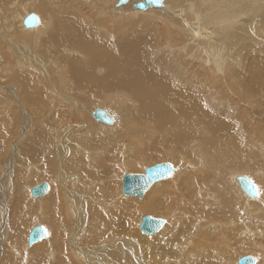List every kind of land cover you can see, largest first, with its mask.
I'll return each mask as SVG.
<instances>
[{
    "label": "rangeland",
    "instance_id": "rangeland-1",
    "mask_svg": "<svg viewBox=\"0 0 264 264\" xmlns=\"http://www.w3.org/2000/svg\"><path fill=\"white\" fill-rule=\"evenodd\" d=\"M208 1L209 2H207L206 4L204 0H201L202 6L206 5L204 9L201 6L196 7L197 5L201 4H197V0H185L186 3L182 5L183 8L185 7L184 13L182 12L183 17L184 19H187V15L185 16V13H187L186 10L189 8L191 12L190 14H188V20L191 21V29L197 28L199 26L198 24L201 23V26L203 25L202 27L207 25L209 26V30L212 32V35L218 37V40L217 38L213 39L211 43L212 45L207 44L208 46L200 48L199 45L196 44V40L198 39L191 36V53L189 51L186 55V51L184 47H182L185 41H181V38H184V36L188 37L189 35L184 31V25L170 26L169 22L165 21L166 19L161 17V15L157 13L158 11L156 12V10H154L156 12L154 14L153 12H147V14L138 13L133 15L126 12L121 13L122 15H106L104 19H99L100 17H98L99 14H97V12L93 11L90 7H88L86 4L84 5L82 2H80L79 4L78 0H1V4H3V2L5 3L7 9L15 17L16 21L20 19V15L26 12V9H30L31 12L39 13L43 17V19L50 25V28L44 34V36H48L47 38H49V35L51 36V34L53 33L50 31L56 28L55 18L61 16V14H68V11H66L65 9H67L69 6L76 7L74 8V10H77L75 11L77 15L76 13L72 15L75 17L81 15L80 18L84 25L87 26V28H93L96 38L95 40H93L94 44L92 43L94 47L92 53L93 55L95 53V57L98 56L99 58H101V62L96 58L92 60L93 64H91L92 66L89 65L90 70L88 72H95V74L104 76L105 67L103 68V65L101 63L106 62L107 59L109 63H115V65H124L126 64V61H128V63L130 62L129 65L131 66V68H137L142 72V78L145 79L147 83L155 84L158 80H162L172 83L173 87L175 85L180 86L179 89L181 91L183 89L191 90V139L189 140V143H186L182 140V142L180 140H175V142L173 141L171 144H168L167 137L164 138V136H159V132H157L150 123L144 120L140 121L137 118L138 111L136 107L138 108V105H135L133 103V96L123 99V92H115L113 90L106 89L104 90V94H106V97L111 96V94L113 93L116 94L114 95L116 96V98L108 104V100L105 98V96H98L99 91L95 93L88 92L87 88H89V86L85 82H83V86L78 90L76 88V80L78 79L74 80L75 76L72 73V69L74 68L71 69V67L73 66H71V62L69 61V59H66L65 61H63V63L59 58L62 54L54 52L52 48L53 40H50L52 41V44L49 43L47 44V46L45 45L46 43L39 41L38 39H32L34 41H29L24 38L16 39V37L13 36L14 42L11 40L15 45L17 44L19 46L21 45V47H25L22 49H26V52L29 53V55L33 54L36 56L38 54V57L36 58L37 60L43 62L45 61V63L47 62L46 64L48 66L50 65V63L52 66L54 65L52 69L50 68V66L47 69L48 71L46 72L47 75L45 76V80L40 81V79H35L34 76H36V78H40L38 70L37 72L35 71L36 73L31 71L29 74L30 79L32 76L33 84L35 83L34 80H38L45 88L47 87L46 90H48L49 93H47V96H55L53 95V91L50 90V86L54 85L53 83H56L58 85L60 81H64V85L66 86L69 85V89L72 92L74 91L73 93H78L77 95L73 93H70L68 95H71L72 98L78 100L77 102L80 101L78 103V105H80L79 115L78 113H76V108L74 109L70 104L66 106V104L68 103H66L63 108H71V111L73 112L72 114H77L81 122H77L76 127L75 121L77 119V116H74V118L71 119L69 123H65V125H74V129L79 131L87 130L81 128V126H78V124H84V122L85 124H88V111L90 109H93L95 105L97 106V104H108L109 107L113 110H119V116H124L123 118L120 117L119 120L120 125H122L123 127L121 126L120 128H118L120 130L117 129V133L113 134L114 139L110 141L116 142L120 140L119 147H117L116 149L109 148L107 150H104L100 145H97L95 149L89 147L88 150L81 147V152L85 153L84 155L87 160L88 168L91 169L92 172L96 171L95 174L97 175L95 176L97 177L94 176V180H92L93 177L86 176L82 178L79 172L71 170L68 171V174L78 175L81 179H83V181H85L86 187L89 184L94 186L96 192L100 194H94V192L90 189H88V191L94 196V198H96L94 200V204L96 206H100V199L109 203L105 214L107 220H111V218L107 216V214H111L110 212L115 215L120 213L116 211L118 208L119 210H121V207H125L127 204H133L134 206H136L134 216L130 218L131 220L129 222V225L132 228V234H128L129 232H126V234H117L120 232V229L114 222L115 234L105 235L100 240H104L107 238L132 239L134 243H137V251L139 253L142 249L143 252H141L140 256H143L141 259H143L147 264H153L154 256L155 259L159 258L160 264H200L199 262L202 261L203 262L201 264H221V261L223 260L225 261V263L222 262V264H234V261H237L239 257L241 258L246 255L255 256L257 258V263L264 261V226H262L264 225V223L262 222L264 220V206L260 208V214H263V216L261 215L260 218L257 216H249V214L247 215L244 205H246V198L249 199L250 196L243 191L237 178L236 184L238 183L239 185H237L239 191L237 190V188L232 186V182L230 180L233 175V170L240 171L239 173H237L238 176L246 175V177H249L256 185L258 184L257 187L261 189V195L259 194V196H262L264 198V183L262 184V182L264 181V89L262 88L264 85V76L262 77V87L257 83V85H254V83L252 84V81H249L248 79L249 77H251V71L248 72L247 68H245L246 64L248 65L249 60L255 59L252 58V54H256L258 57H264V26L261 23L264 17V0H246L254 1V3L256 2L255 4L253 3L254 9L247 10V15H244L242 17L241 15L239 16L240 24L245 27V35L249 36L250 33V38L254 39L255 41H252L250 45L247 41L249 37L246 39V37L241 33L242 30L240 31V33L238 32V30H240V28L242 27H237L238 30H236L235 32L230 29L231 32H228L229 34H227V32L220 27L224 23L222 19L216 21L214 18L208 17V14L211 13L213 9L211 6V1ZM215 1L213 2V4L215 3ZM230 1L231 0H223V7H231L227 16H229L231 22H233L232 18L241 13V7L243 8V4L239 0H233L235 1V4L237 3L236 5H234L233 1ZM66 4L67 8H61L62 5L66 6ZM217 4L221 5V0L220 3L217 1ZM240 4H242L241 7ZM256 4L258 5L256 6ZM106 5L109 6L110 3L108 2V4ZM192 6H194V8H192ZM207 6L211 7L209 8ZM196 8L197 10H195ZM207 8H209L211 11L208 9L210 12L208 10L207 12ZM248 11L251 12L249 13ZM255 11L256 13L252 14V12ZM55 12H58L59 14L54 15ZM84 12H88V14H85ZM206 14L207 16L205 17ZM196 17H199L200 20H198ZM13 18L8 17L9 20L15 21L13 20ZM203 18H207V23H205V21L202 22L203 20H205ZM210 19L211 22H209ZM100 20L102 21L100 22ZM192 20H194V23L197 22L198 24H194ZM178 21H183V18L181 17V19H178ZM212 24L215 26L216 30H211L212 28H214ZM234 25L238 26V24ZM207 26L205 27V29H208ZM260 26L262 27V29ZM172 27L175 28L173 29ZM169 28L172 31H170ZM173 30H175L176 32H174ZM173 32L175 34H178V36L176 37L179 39H176V37L173 39ZM201 32L200 35L203 34L202 36H206L203 31ZM29 33L31 34V32ZM227 35L229 37H227ZM1 38L2 37H0V40H2V43L4 44V39ZM227 38H229L228 44H231V38L233 41L232 44H235V46L230 45L228 49L234 50L236 47L237 48L235 49L234 54H230L231 56L224 57L223 61L226 59L223 65V68H225L224 74H222L221 76L220 73H218L217 75H213L210 73V70H216L214 65L216 63L219 64L220 61H222L223 56L220 58V54L223 53V47H227L225 42ZM6 43L7 42L5 41V45H3L4 49L2 48V50L7 54L4 56L5 58L10 57L8 51L9 49L7 47L8 43ZM244 43L247 45H245ZM166 45L169 46L167 47ZM171 45L178 46V48L176 47L172 51L170 50ZM48 46L51 48H49V51L47 52L46 48H48ZM242 52H244V54ZM175 54H179L182 57L180 59V62L183 64H180L181 68L179 69L177 60H174ZM121 55H126L127 57H124L123 61H121L119 60L121 58ZM210 55H213L214 57H211ZM115 57L118 60H116ZM245 57L250 59L247 60ZM85 59H89V55H87ZM66 62L67 64H65ZM58 63L60 64V66ZM1 64L2 63H0V66ZM230 64L237 65L238 69L245 68L246 70L244 69V74L238 73L236 70H234V68H227L230 66ZM185 65H189V69H191V71L186 68ZM3 68L5 69V65L4 67L1 66V69ZM82 69H88V67H84ZM97 69H99L98 72ZM172 69H174V72L171 71ZM184 69L189 71V75L185 74L186 79H182L184 74L182 71ZM4 72H6L7 76H4L5 73L0 72V89H5L2 90L3 92L0 91V96H7V94H9L10 92L6 90L11 87V93L8 96H13V99H11L12 102H14L9 108H2V111H0V138L3 140V149L1 148L0 152V206L3 207V211L0 210V234L5 235V233L7 232V238L4 239V242L6 240V242L4 243L5 245L0 244V254L3 253L1 254L2 256L0 255V258H2L0 259V264H2L3 262H9L10 259L11 261L17 260V264H38V262L40 261L39 257H41L42 260L40 261L41 264H53L56 260V264H83L80 263L79 260L75 259L72 253L60 255L57 251L55 252L57 255H55L54 257L56 260L52 259L51 257H49V260L48 258L44 259V255L42 254L43 243H37V245L33 244L31 246H27V236L29 234V231H31V229L36 225H42L45 226L48 231H50V240L52 241V243L55 242L53 234L54 231L61 228L65 234V246L71 248L72 234L74 233L77 226H79L78 224L81 223H78L79 219L77 216H73V213L69 214V207L68 205H66V203H63V205L62 203H60V205H58L59 212L54 213L53 218L49 216L46 208L37 207L40 202L43 204L42 200H49L51 198L52 192L56 191V187H53L50 182L51 180L55 182L54 164L46 156H43L41 158L42 155L40 153V150L35 151V149H33V151L36 153V161L41 164L42 168H44L45 173H48L44 174L45 176H42L38 172L35 173V169H32L31 171L28 170V164H31V161L33 159L30 160L26 152L22 150H19L18 156H16L19 157V159H17L18 161L16 160L15 164L12 165L7 161V157H9L10 155V153L8 152L9 146L13 141H17L19 138H21L20 135L23 134L21 133L22 131L24 132L25 130L26 134H28L22 137L24 138L21 142L22 147L30 150L28 146L31 145V140L34 138L39 140L38 134H36V137H33L35 131H37L35 130L36 126L38 127L39 123L36 124V117H34V119L31 111L28 110V105L25 102L26 100L24 98V95L18 92L17 87H15V90H13L15 83H10V81H7V77L9 76L8 71ZM24 74L27 73L25 72ZM84 74L85 76L83 77H86L87 74ZM78 75L81 77V74L78 73ZM63 76L64 79H62ZM49 78H51V80ZM4 81L9 83H5ZM244 81H246L247 83ZM249 82L252 86L249 85ZM60 83L58 85L59 92H65V88L61 86ZM14 94L18 95L19 100L23 105H18L17 103H15L16 100L14 99ZM86 96L88 98L90 97L89 99L91 100V102L90 104L84 105V107L83 104L86 101ZM97 98L99 99L96 100ZM19 106H22L21 108H27L28 111H21V108ZM29 108L33 109L30 106ZM20 112H28V114L30 115L31 119L29 120V122H27V126H23L24 124H26V121L20 117ZM81 116L83 117V120L81 119ZM140 117L141 116H139V118ZM92 119L94 120L95 118ZM95 122L101 123L97 120H95ZM146 123L149 125H147ZM183 123L184 119L182 117H179L177 121V127L182 128ZM100 126L101 127L99 128L98 126L96 127L98 130H101V132L105 131V129L108 127H103L102 125ZM33 127H35V131L33 130ZM50 127L54 129H66L67 125L63 127L54 122L53 126ZM146 127L147 129H145ZM90 128L93 130L94 127ZM19 131L21 132L19 133ZM67 131L69 135L71 131L69 129H67ZM110 131L113 132L112 130L108 129V132ZM114 131H116V129ZM108 132H105L104 134L101 133L99 134V136L97 134L99 139L97 141L99 142V144L101 142L102 144L104 142L108 143V140L110 139ZM130 133L133 135H131ZM53 134L54 136L59 135V137H61L60 135H62V133L60 132H53ZM54 141L55 140H50L52 144L54 143ZM160 142L162 143L160 144ZM209 142H217L220 147L211 148L207 144ZM89 143L90 141L86 140V142L83 143V146L88 147ZM22 152L25 154L23 155ZM103 159L105 161H103ZM163 161L174 163L177 167H179V172L173 173L171 175V178L161 180L155 184H152L142 198L128 196L122 193V179L125 173H143L146 167ZM43 164L45 166H43ZM248 164L252 169L259 168L258 172L254 173L251 170H247L248 172L245 173L243 169L244 166ZM181 169H183V171L185 170L184 173ZM18 170H22V173H19ZM260 171L263 173H261ZM9 174L10 176H8ZM174 175H176L177 178H175L176 176ZM189 176L191 177V182L197 184V189L195 190H199L202 193V191L198 189V186H205L207 188V191L205 192L206 202L202 200L199 203L195 202L197 199H194L196 191L193 190L192 183L190 188H188L189 185L188 187H186ZM67 180L70 182V179ZM91 180L93 183H90ZM41 182H47L49 184V187L51 186V188L45 196L33 198L31 195V191L29 193L28 189ZM103 182L106 183L105 186L103 185ZM1 183L5 184L7 195H11L8 196L9 199L6 197V194L5 196L3 195L4 189L3 184ZM68 186L69 185H67V188H70ZM234 190L237 191L234 192ZM107 193H111L112 196L110 197L112 198H107L105 196ZM202 194H199L200 198L203 197ZM243 194L245 196H243ZM232 195L238 197L239 199H233ZM1 196L5 197V201L2 200ZM259 196L252 198L257 199ZM16 198H18V201ZM115 198H117V200L119 199V201L117 202ZM155 198L157 199V202L154 203L155 207L152 205V208L151 204H153V202L151 201H153ZM162 198L166 201L161 200ZM15 199L17 203L15 202ZM159 200L161 201L160 204H158ZM209 200L210 202H207ZM211 200H213L214 202L220 201L221 204L218 206ZM18 202L21 205V207L19 208L20 212L19 215L14 216V208L18 212V207H16V205H18ZM261 203L262 202H260L259 204ZM42 204L41 206L43 207ZM156 204H158V206H156ZM241 204L243 206L240 207ZM203 205H205L206 209H204ZM193 207L195 210L193 209ZM253 207H256L255 203H253ZM101 209L103 210V208ZM150 209H154V212L150 211ZM78 211L79 209L77 210V214ZM146 215L165 219V224L163 225L165 228L162 233L161 229L160 231H158L160 234L158 232L155 234H146L142 230H139V222H141L142 217ZM44 217L49 218L48 222L44 219ZM118 217L119 216L116 215L114 219ZM62 221L65 227L61 224ZM83 224L84 223H82V226ZM106 228L107 227L100 226L99 223V230H106ZM171 228H173V231L171 230L172 232L169 230ZM87 230L89 236L94 233V231L90 228H87ZM136 230L140 232V235H135ZM250 235H252V237H250ZM8 237H10V239H8ZM16 241L18 246H12V243H15ZM8 242L11 245L10 247L8 245ZM165 243L167 244V247H165L166 251L170 252H165V259H161L159 254L160 252L157 251V249H161L165 245ZM77 245L79 246V244ZM12 247H16L18 251L16 252L17 255L13 252L14 250L12 249ZM69 248L67 251H69ZM70 251H72V249H70ZM103 251L105 253V250ZM5 254H10L14 257L9 258V256H6L5 261L3 259ZM59 256L64 258L69 257L71 260L67 258L68 260L65 259L66 261H62L61 263V261L58 259ZM106 256L109 255L107 254ZM122 260L123 259H119L117 261L121 264ZM212 260L214 261V263H211L213 262ZM132 261L134 262L133 264H139L136 259H134V256H132ZM96 263L98 262L96 261ZM235 264L237 263L235 262Z\"/></svg>",
    "mask_w": 264,
    "mask_h": 264
},
{
    "label": "bare ground",
    "instance_id": "bare-ground-1",
    "mask_svg": "<svg viewBox=\"0 0 264 264\" xmlns=\"http://www.w3.org/2000/svg\"><path fill=\"white\" fill-rule=\"evenodd\" d=\"M75 1H77V0H75ZM117 1L118 0H78L79 4H80V2H82L84 5L86 4L93 11L97 12V14H99L98 17H100L99 19H104L106 15H108V16H110V15L111 16L122 15L121 13H126V12L134 15V14H138V13L139 14H143V13L147 14V12H150V13L153 12V14H154V13H156L158 11L157 13H159L161 15V17L166 19L165 21H168L170 26L171 25L172 26L184 25V27H185L184 31L186 33H188V35H189V36L187 35L188 37L184 36V38H181L182 39L181 41H185V43L182 45V47H184V49L186 51V55H187V52H189V51L191 53V36L194 37V38L196 37L198 39V40H196V44H198L200 48L208 46L207 44L210 45L212 43L213 39L217 38V40H218V37H215L214 35H212V32L209 30V26H207V25L206 26L208 27V29L207 28L205 29L206 26L202 27L203 26V25L201 26L202 23L198 24L197 22H195L199 26L197 28H192L191 29V21L188 20V14H190V12H191L189 8L186 10L187 13H185V16L187 15V19H184V17H183V13H184V8L185 7L183 8L182 5L184 3H186L185 0H163V7H149L148 9H145V10H139L136 7H133L134 3L138 2V1H141V0H128L125 4H122L120 6L116 5ZM193 1H196V0H193ZM210 1H211V6L213 8V9L211 8L212 11L209 9L211 6L210 7L207 6L209 8L206 9V11L208 9L211 11V13L208 14L209 18H214L216 21L222 19L224 21V23L220 27L222 29H224L227 32V34H229L231 32L230 29L233 32H235L236 30H238L237 27H242V28H240V30H238V32L240 33V31L242 30L241 31L242 35L245 36L246 39L249 37L247 39V41L249 42V45L252 43V41L255 42L254 39L250 38V33H249V36L245 35V27L242 24H240V22H239V16L240 15H241V17L244 16V15H247V12H246L247 10H251V9L253 10L254 9L253 5L256 3V2L254 3L255 0L254 1L239 0L243 4V8L241 7L242 4H240V7H241L242 11H241L240 14H238V15H236V16H234L232 18L233 22H231L230 17L227 16V14L229 13V10H230L231 7H223V0H221V3H222L221 5L217 4V1L220 3V0H217V1L210 0ZM214 1H215V3L213 4ZM231 1H233V0H231ZM108 2L110 3L109 6L106 5V4H108ZM204 2L207 4V2H209V1L208 0L207 1L204 0ZM233 2H234V5L237 4V3L235 4V1H233ZM70 3H69V5H70ZM196 3L197 4L201 3V0H197ZM205 3H204V5H205ZM83 4H82V6H83ZM213 5H215V6H213ZM257 5L258 4H256V6ZM62 6H61V8H63V9L65 7L67 8V4H66V6H63V7ZM198 6H201V7L204 8L206 5L202 6V3H201V4L197 5L196 7H198ZM227 6H229V5H227ZM74 8H76V7L69 6L67 9H65L66 11H68V14H66V15L65 14H61V16H58V17L55 18V27L56 28L52 29V31H50V32H53V33L52 34L50 33L51 36L49 35V38H47L48 36H44V34L50 28V25L43 19V17L39 13L34 12V13H36L39 16V20H40L39 25L34 27V28H26L24 23H23V21H24V19H25L27 14L32 13L30 11V9H26V12L24 14L20 15V17L18 16L20 18V19H18V21H20V22H18V21H16L15 17L9 12V10L7 9L5 3L3 2V4H1V0H0V37H2L4 39V44L2 43V40H0V63H2L1 66H3V67L5 65V69H6V70L4 68L1 69V66H0V69H1L0 72L1 73H5L4 76H7L6 72H4V71H8V73H9L8 75L9 76L7 77V79H8L7 81H10V83H12V82L15 83L13 90H15V87H17L18 92L20 94L24 95V98L26 100L25 102L28 105V110L31 111V114L33 115V118L36 117V119H37L36 120L37 121L36 124L39 123L38 127L35 125L36 126L35 130H37V131H35L34 130L35 127H33V130L35 131V134L33 135V137H36V134H38L39 140H37L36 138L32 139L33 138L32 137L31 138L32 139L31 140V145L28 146L30 150H28L27 148L22 147V144H21V142L24 139L22 137L25 136V135H28V134H26L25 130H24V132L23 131L22 132L19 131V133L21 132L23 134L20 135L21 138H19L17 141L16 140L13 141L11 143V145L9 146V151L8 152L10 153V155H9V157H7V161L9 163H11L12 165L15 164L16 160L19 159V157H16V156H18L19 150H22V151L26 152V154L29 156L30 160L33 159L31 161V164H28V166H29L28 170L31 171L32 169H35V173L38 172L42 176H45L44 174H48V173H45L44 168H42L41 164H39L36 161L37 160L36 153L33 151V149H35V151L36 150H40V153L42 155L41 158L43 156H46L54 164V178H55V182L52 181V180L50 182H51L53 187H56V191L52 192L51 198L49 200H47V199L42 200L43 204L40 202L39 205H37V207L46 208L48 213H49V216L51 218H53V214L59 212V210H58L59 206L58 205H60V203H62V205H63V203L64 204L66 203V205H68V207H69L68 208L69 214L73 213V216H77L78 217V219H79L78 223H81V224H78L79 226H77V228L75 229L74 233L72 234V237H71L72 246H71V248H69L68 246H65L66 245L65 244V240H64V238H65L64 235L65 234H64V232L62 231L61 228L59 230L56 229L54 231L53 234H54L55 242L52 243V241L50 240V231H48V229L45 226H43L46 229V231L48 233V236L46 238L40 240L39 242L34 243V244L37 245V243H40V244L43 243L42 244L43 245L42 254L44 255V259L48 258V260H49V257H51L52 259H55L54 257H55V255H57L55 252L57 251L60 255L72 253L74 258L79 260V262L83 263V264H120L117 261L119 259H123L121 261V264H133L134 262L132 261V256H134V259H136V261L139 264H147L143 259H141L143 257V256L142 257L140 256L141 252H143L142 249L140 250L141 252L139 253L137 251V247H138L137 243L136 242L134 243L132 239H129V238H119V239L107 238V239H104V240H100L105 235L115 234L114 222H115L116 226L120 229V232L117 233V234H120V233L126 234V232H129L128 234H132V232H131L132 228L130 227L129 222L131 220L130 218L134 216V212L136 211V206H134L133 204H127L125 207H121V210H119V208H118L116 211L120 212V213L116 214V215L119 216V217L114 219V217H116V215L113 214L112 212H110L111 214H107V216L109 218H111V220H107V217L105 216V214H106V210L108 208L109 203L105 202L104 200L100 199V197H99L100 206H98V205L96 206L94 204V200L96 198H94V196L92 194H90L89 191H88V189H90L91 191L94 192V194L98 193V192H96V189L94 188V186L90 185L88 183L89 185H87V187H86L85 181H83V179H81L78 175H75V174L69 175L68 171L71 170V171L79 172L82 178L87 176V177H93L92 180H94L95 179L94 176L97 175V174H95L96 171L92 172V170L88 168L87 160H86L85 155H84L85 153L81 152V147H83L84 149L88 150L89 147L95 149L97 145H100L104 150H107L109 148L110 149H116L120 145V140H118L116 142H110V141H112L114 139L113 138V134L117 133V129L122 126L119 123V120H120V117H121L118 114L119 110L118 111H116V109L113 110L108 105L109 102H112L116 98V96H114L116 94L113 93V94H111V96H107L106 97L105 96L106 94H104V90H106V89L107 90H113L115 92L116 91L117 92L121 91V92L124 93L123 94V96H124L123 99H125L126 97L130 98V96L131 97L133 96L134 100L136 102L135 103L134 100H133V103L135 105L137 104L138 108H139L138 109L136 107V109L138 111V117L137 118L140 121L144 120V121L150 123L155 128V130L157 132H159V136H164V138L167 137L168 138V142H167L168 144H171L173 141L175 142V140H180V141L182 140V141H184L186 143H189V140L191 139V90L190 89H183L181 91L179 89L180 86L175 85L173 87L172 83L166 82V81H162V80H160V81L158 80L159 82L157 81L155 84L154 83H152V84L151 83H147L146 80L142 78V72L140 70H138L137 68H133V67L131 68V66L129 65L130 62L128 63V61H126V64H124V65H121L119 62L118 63L120 65H115V63H112V64L109 63L108 59H107L106 62L101 63L103 65L102 67L103 68L105 67L104 68V71H105V75L104 76H100L98 74H95V72H93V73L92 72H88L90 70L89 69V65L92 66L91 64H93L92 60L94 58H96V59H98V61L100 60V62H101V58H99L98 56L95 57L94 56L95 53H94V55L92 53V50L94 48L93 47V44H94L93 40H95V38H96L93 28L90 29V28H87V26L84 25V23L82 22V20L80 18L81 15L77 16V17L72 15V14L76 13L75 11H77V10H74ZM192 8H194V6H192ZM222 8H225V9H222ZM88 10H90V9H88ZM154 10H156V12ZM195 10H197V8ZM84 13L88 14V12L87 13L84 12ZM204 13H206V12H204ZM255 13H256V11L252 12V14H255ZM57 14H59V13L58 12L54 13V15H57ZM76 15H77V13H76ZM206 16H207V14L205 15V17ZM8 17H12V18L14 17L13 20H15V21L9 20ZM181 17L183 18V21L179 22L178 19H181ZM196 18L198 20H200L199 17H196ZM245 18H246V16H245ZM203 19H205V18H203ZM250 19H251V17H250ZM206 20H207V18L205 20H203V21L201 20V21L202 22L205 21V23H207ZM101 21L102 20H100V22ZM192 21L194 23V20H192ZM2 22H3V24H2ZM209 22H211V19H210ZM261 23L264 26V17H263ZM234 24H238V26L234 25ZM201 27H202V29H201ZM214 28H215V26H214ZM214 28H212L211 30H216V28L215 29ZM261 29H262V27H261ZM169 30H170V28H169ZM170 31H172V30H170ZM173 31L176 32L175 30H173ZM201 31H203V33L206 34V36H202L203 34L200 35ZM23 32H25V33H23ZM29 32H31L32 35ZM174 32H173L174 35L172 34L174 36L173 39L176 36H178V34L177 33L175 34ZM13 36H15L16 39L24 38V39H27L29 41H34L32 39H38L39 41H42V42L46 43L45 44L46 46H47V44L52 42L50 40H53L52 48H53L54 52L62 54L61 56L59 55L60 56L59 58L62 60V62L65 61L66 59H69V61L71 62V66H73V67L70 66L71 69L74 68V69H72L73 70L72 73L75 76L74 80L78 79V80H76V84H77L76 86L77 87L76 86L75 87L79 90V88H81L83 86V82H85L89 86V88H87L88 92H94L95 93V92L99 91L98 92V94H99L98 96L99 97H104L105 96V98L108 100V104L106 103L107 105H98V104H97V106L95 105V107L93 109H90L88 111L89 112L88 113V124H85V122H84V124H80V125L78 124V126H81V128H84V129H87V130L79 131V130L74 129L75 126L77 127V125H76L77 122L80 121L79 117H78L79 108H80V105H78V103L80 101L77 102L78 100H75L74 98L71 97V95L70 96L68 95V94L74 92V91L72 92L69 89V85H67V86L64 85L65 84L64 81L63 82L60 81L61 83L58 81L60 83V85L65 88V92H63V91L59 92V89H58L59 88L58 87L59 83H58V85L56 83H53L54 85L50 86V90L53 91V93H54L53 95H55V96H47V93H48V90H46L47 87L45 88L42 85V83H40V81L45 80V76L47 75L46 72L48 71L47 69L49 68V66L52 69L54 65L52 66L51 63H50V65L48 66L46 64L47 62L45 63V61L43 62V61L37 60L36 58L38 57V54L36 56L33 55V54L29 55V53L26 52L27 51L26 49H22V48H25V47H21V45L19 46L17 44L15 45L13 43L14 42L13 41ZM227 37H229V36L227 35ZM176 39H179V38L176 37ZM228 39L229 38H227L226 41H225L227 47L224 46L223 47V53L220 54V58L223 56L222 61H220L219 64L216 63L214 65L216 70H214V71L210 70V73L213 74V75H217L218 73H220V76H221L222 74H224V69L225 68H223V65H224V61L226 59L224 61H223V59H224L225 56L228 57V56H231L230 54H234V51L237 48L236 47L234 50L233 49H228L230 45H234L235 46V44H232L233 43L232 38L230 39L231 44H228ZM5 41L8 43V44L7 43L6 44H7V47L9 49L8 51H9V54H10V57H6V58L4 56L7 55V54L2 50L3 45H5ZM256 42H257V40H256ZM95 44H96V42H95ZM29 45H31V44H29ZM223 45H224V43H223ZM240 45H242V44H240ZM245 45H247V44H245ZM176 47L178 48V46H172L171 45L170 46L171 49L170 48L169 49L173 51V49H175ZM49 48H51V47L48 46V48H46L47 52L49 51L48 50ZM43 49H45V48H43ZM129 49H130V47H129ZM204 50H205V48H204ZM242 53L244 54V52H242ZM202 54H204V53H202ZM202 54H199V55H202ZM87 55H89V59H85V57ZM213 55L212 56L210 55V56L214 57ZM217 55H219V54H217ZM39 57H40V55H39ZM124 57H127V56L126 55H121V58L119 60L123 61ZM181 58L182 57L179 54L178 55L175 54L174 60L175 61L177 60L178 69L181 68L180 64H183V63L180 62ZM245 58L247 60L250 59V58H247V57H245ZM252 58H255V59L249 60L248 65L246 64V67H245V68H247L248 72L251 71V77H249L248 79H249V81L250 80L252 81V84L254 83V85L258 84V85L261 86V84L263 85L262 77L264 76V57L263 56L258 57L256 54H252ZM115 59H116V57H115ZM116 60H118V59H116ZM126 60H128V59H126ZM129 61H130V59H129ZM41 62H43V63H41ZM65 64H67V62ZM189 65H190V63H189ZM189 65H185L186 68L189 69V67H190ZM244 65H245V63H244ZM59 66H60V64H59ZM63 67H64V65H63ZM84 67H88V69H82ZM227 68H230V69L234 68V70H236L240 74H244V71L246 70L245 68L238 69L237 65H233V64H230V66L227 67ZM71 69H70V73H71ZM24 70H26V71H24ZM37 70L39 71V77L40 78H36V76H34V77H35V79H38V80L40 79V81L34 80L35 83L33 84L32 76H31V79H32L31 80L29 78V74H30L31 71L32 72H35V71L37 72ZM98 70L99 69H97V72H98ZM189 70L191 71V69H189ZM171 71L174 72V69H172ZM25 72L27 74H24ZM182 72L184 73V74L182 73L183 74L182 79H186V77H185L186 75L185 74L189 75V71L184 69ZM206 72H207V70H206ZM78 73L81 74V77L78 75ZM84 73L87 74L86 77H83V76H85ZM239 77H240V75H239ZM49 79L51 80V78H49ZM62 79H64V76H63ZM36 81H38V82H36ZM244 82H246V81H244ZM5 83H9V82H5ZM249 85H251V83ZM108 86H112V87H108ZM10 88H8V90H6V91H9L11 93V89ZM262 88L264 89V85H263ZM262 88H261V91H262ZM2 90H5V89H2ZM2 90L0 89L1 92H3ZM77 92H79V91H77ZM9 94H7V96H0V100H4V101H0V111H2L1 110L2 108H4V109L9 108L11 106V104L14 102V101L12 102L13 96L10 97V96H8ZM73 94H75V93H73ZM77 94L78 93H76L75 95H77ZM85 98H86V101L84 102L83 106L86 105V104H90V102H91V100L89 99L90 97L88 98L86 96ZM14 99L16 100L15 103H17L18 105H23L21 103V101L19 100V97H18L17 94H14ZM98 99L99 98H97L96 100H98ZM66 103H68V104H66ZM65 104H66V106L70 104L71 106H73L74 109L76 108L77 109L76 113H78V115L77 114L76 115L72 114L73 112L71 111V108L69 109L68 107H66L64 109L63 107H64ZM74 104H76V105H74ZM29 106L32 107L33 109H30ZM97 108L106 109L113 117L112 123L106 124V123L101 122V121H100L101 123L95 122V120H97L99 122V120L96 119L94 117V115H93V111L95 109H97ZM28 110H27V108H21V111H28ZM20 113H21L20 117L26 121L25 122L26 124H24L23 126H27V122H29V120L31 119L30 115L28 114V112H20ZM74 116H77V119L75 121L76 122L75 126L71 125V124H69V125L66 124L67 125L66 129H60V128L59 129H57V128L54 129V128L50 127V126H53L54 122L59 124V126H63L64 127V126H66L65 123H67V122L69 123V121L71 119H73ZM139 116H141V117L139 118ZM91 117L95 118V119L93 120ZM123 117H121V118H123ZM179 117H182L184 119V123H183L182 128H178L177 127V121H178ZM82 118L83 117L81 116V119ZM31 121H33V120H31ZM100 125H102L103 127H107V126L108 127L105 129V131L101 132V130H98L97 127H96V126H98V128H99V127H101ZM147 125H149V124H147ZM90 127H94L93 130ZM81 128H79V129H81ZM27 129H28V127H27ZM67 129H69L71 131V133H69V135H68ZM108 129L112 130L113 132H111V131L108 132ZM115 129H116V131H114ZM145 129H147V127ZM145 129H144V131H145ZM118 130H120V129H118ZM53 132L54 133L55 132H60V133H62V135H60L61 137H59V135H57L58 136L57 137V136H54ZM105 132L109 133V138L110 139L108 140V143L104 142L102 144V142H101L99 144V142L97 141V140H99L98 136H99V134H101V133L104 134ZM134 132H136V131H134ZM65 133H67V134H65ZM50 134H52V135H50ZM97 134H98V136H97ZM131 135H133V134H131ZM50 140H55V141L52 144V142H50ZM86 140L90 141L88 147L87 146L86 147L83 146V143L86 142ZM2 142H3V140L0 138V152H1V148H2ZM161 143L162 142H160V144ZM207 144L211 148L220 147V145L217 142H209ZM162 148H164V147H162ZM79 153H80V155H79ZM24 154L25 153H23V155ZM20 156H22V155H20ZM103 161H105V160L103 159ZM173 165L177 169V172H175V173H178L179 172V167H177L174 163H173ZM248 165L244 166L243 170H244L245 173H247L249 170L253 171L254 173L258 172L259 168L258 169L257 168H253L252 169L250 167V165L249 166ZM43 166H45V165L43 164ZM180 166H181V164H180ZM181 170L184 173L185 170L184 171H183V169H181ZM18 172L22 173V170H18ZM239 172L240 171L233 170V175L230 178V180L232 182V186L237 188L238 191H239V189L237 187L238 183L236 184V178L238 177L237 173H239ZM85 173H88V174H85ZM261 173H263V172H261ZM8 176H10V174ZM8 176H7V178H8ZM174 176H176V175H174ZM254 176H256V175H254ZM95 177H97V176H95ZM175 178H177V176ZM67 179H70V182ZM92 180L90 181V183H93ZM155 183H157V182H155ZM155 183H153V184H155ZM191 183L193 185V190L196 191L195 192L196 195L194 196V199H196V198L197 199H196L195 202L199 203L201 200L206 202L205 192L207 191V188L205 186L204 187L203 186H198V189H200L203 194L199 190H195V189H197V184H195L194 182H191V177L189 176V179H188L186 187H188V185H189L188 188H190L191 187ZM263 183H264V181L262 182V184ZM1 184H3V183H1ZM47 185H48V190H47V192L44 195H42V196L41 195H37V196L34 197L32 195V192H31L32 197L33 198H37V197L45 196L49 192V189L51 188V186L49 187L48 183H47ZM67 185H69L68 187H70V188H67ZM103 185L105 186L106 183H104ZM5 188H6L5 184H3V189H4L3 190V195L4 196H5V194L7 195ZM32 188L33 187L28 189L29 193H30V191H32ZM257 188H258V195L257 196H259L261 189H259V187H257ZM237 190H234V192H236ZM173 193H176V192H173ZM242 193H244V192H242ZM98 194H100V193H98ZM199 194H202L203 197L200 198ZM81 195H82V198H81ZM4 196H1V197H2V200L5 201V197ZM8 196H11V195L8 194L6 196L9 199ZM105 196L107 198H109L110 196H112V194L111 193H107ZM243 196H245V195L243 194ZM97 197H98V195H97ZM133 197H138V196H133ZM232 197H233V199H239L238 197H235L234 195H232ZM247 197H249V196H247ZM110 198H112V197H110ZM156 198L153 201H151V202H153V204H151V206L152 205L154 206V203L157 202ZM16 199L18 201V198H16ZM16 199H15V202L17 203ZM164 199H166V198H164ZM115 200H117V198H115ZM161 200H163V198ZM118 201H119V199L117 200V202ZM163 201H166V200H163ZM186 201H188V200H186ZM211 201L214 202L213 200H211ZM160 202L161 201L159 200L158 204H160ZM207 202H210V200L207 201ZM245 202H246V205H244V207H245L247 215L249 214V216H257L259 218L261 217V215L263 216V214H260V211H261L260 208H262L264 206V198L262 196H259L257 199L256 198L253 199L252 197H249V199L246 198ZM260 202H262V203L259 204ZM214 203L216 205H218V206L221 204L220 201H218V202L215 201ZM248 203H249V206H248ZM253 203H255V205H256L255 208L253 207ZM2 204H4V203H2ZM41 204L43 205V207L41 206ZM158 204H156V206H158ZM15 205H14V207H15ZM151 206H149V207H151ZM153 206H152V208H153ZM183 206H184V204H183ZM203 206H204V209H206L205 205H203ZM241 206H243V205L241 204L240 207ZM16 207H18V212L14 208V214H13L14 216L19 215V212H20L19 208L21 207L19 202H18V205H16ZM194 207H193V209H194ZM211 207H212V205H211ZM101 208H103V210ZM197 208H199V207H197ZM201 208H203V207H201ZM78 209H79V211H78V214H77V210ZM0 210L3 211V207L2 206H0ZM150 211L154 212V209H152V210L150 209ZM262 212H263V210H262ZM253 214H255V215H253ZM204 216H206V215H204ZM153 217H155V216H153ZM44 219L47 222L49 220L48 217H44ZM255 222H256V220H255ZM262 222L264 223V220ZM19 223H21V222H19ZM82 223H84L83 226H82ZM99 223H100V226L107 227L106 230H103V229L99 230ZM140 223L141 222H139V225H138L139 230H141ZM61 224L64 226L63 221L61 222ZM262 226H264V225H262ZM87 228L92 229L94 231V233L89 236ZM164 228H165L164 226H163V228H161V233L164 230ZM261 228H263V227H261ZM169 230L173 231V228H171ZM29 233H30V231H29ZM169 234H170V232H169ZM6 235H7V232L5 233V235L4 234H0V244L5 245L4 243L6 242V240L4 242V239L7 238ZM68 235H69V233H68ZM135 235H140V232L138 230H136V234ZM28 236H29V234H28ZM28 236H27V238H28ZM250 237H252V235H250ZM8 239H10V237H8ZM251 243H252V241H251ZM27 244H28L27 246H31L28 243V239H27ZM77 244H79V246ZM100 244H102V245H100ZM8 245H9V247L11 246L9 244V242H8ZM13 245L14 246H18L17 245V241L15 243H12V246ZM67 247L69 248V251H67L68 250ZM165 247H167L166 243L161 249H157V251L160 252L159 254H160V258L161 259H163V258L165 259V256H166L165 252H170V251H166ZM12 249L14 250L13 252L17 255L16 252H18V251H17L16 247H12ZM70 249H72V251H70ZM103 250H105V253H104ZM100 251H102V252H100ZM4 253H6V252H4ZM1 254H3V253H1ZM107 254L110 257L106 256ZM143 255H144V253H143ZM6 256H9V258H13L14 257L13 255L5 254L4 258H3L5 261H6V258H5ZM253 257H255V256H253ZM39 258H40L39 260L42 261L41 257H39ZM67 258H69V257H66V258L61 257V256L58 257V259L61 261V263H62V261L68 260ZM0 259H2V258H0ZM153 259H154L153 260V264H160L159 263V258L155 259V256H154ZM239 259H240V257L237 259V261H234V264H235V262L238 264V260ZM4 260H2V261H4ZM40 261L38 262V264H41ZM96 261L98 263H96ZM56 262H57V260L54 263L56 264ZM202 262H199V263L201 264ZM222 262L225 263L224 260L221 261V264H222ZM263 262H258V263L256 262L255 264H263ZM3 263L4 264H9V263L17 264L18 261L17 260L16 261L15 260L11 261V259H10L9 262H6V263L3 262ZM211 263H214V261L211 262Z\"/></svg>",
    "mask_w": 264,
    "mask_h": 264
},
{
    "label": "water",
    "instance_id": "water-1",
    "mask_svg": "<svg viewBox=\"0 0 264 264\" xmlns=\"http://www.w3.org/2000/svg\"><path fill=\"white\" fill-rule=\"evenodd\" d=\"M128 0H118L116 5L120 6L125 4ZM133 7L139 10H145L149 7H163V0H141L134 3ZM26 28H34L39 25V16L32 12L26 15L24 21ZM93 115L96 119L106 124H110L113 121L112 115L103 108H97L93 111ZM177 172L173 163L169 161H163L155 163L146 167L143 173H125L122 179V193L128 196H138L142 198L147 192L149 187L158 181L165 180L171 177L173 173ZM239 184L243 191L250 197H256L258 195L257 185L246 176L237 177ZM48 190L46 182L36 184L32 188V195H44ZM165 224V219L152 217L146 215L142 218L140 223L141 230L146 234L157 233ZM48 233L42 225H36L32 228L28 236V243L32 245L40 240L46 238ZM257 259L251 255H246L238 260V264H255Z\"/></svg>",
    "mask_w": 264,
    "mask_h": 264
}]
</instances>
